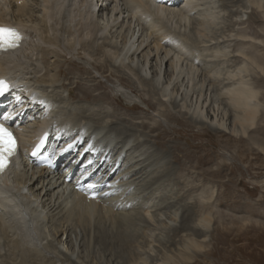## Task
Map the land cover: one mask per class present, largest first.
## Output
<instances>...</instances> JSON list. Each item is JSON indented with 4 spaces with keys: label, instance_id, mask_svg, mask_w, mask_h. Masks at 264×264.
Returning a JSON list of instances; mask_svg holds the SVG:
<instances>
[{
    "label": "bare ground",
    "instance_id": "obj_1",
    "mask_svg": "<svg viewBox=\"0 0 264 264\" xmlns=\"http://www.w3.org/2000/svg\"><path fill=\"white\" fill-rule=\"evenodd\" d=\"M218 4L219 0H0V25L19 27L26 35L16 54H0V77L13 82L5 109H12L11 121L22 141L14 160L18 163L0 176V264H88V257L74 260L76 252L99 245L127 252L125 264H180L184 253L202 252L211 228L206 216L189 226L192 233L181 248L180 241L174 250L165 244L154 255L156 243L165 242V230L175 227L180 235L179 214L176 210L168 218L170 205L161 195L163 171L154 175L156 163L144 157L142 144L130 130L105 122L113 118L111 124L120 125L123 117L103 110L99 101L107 94L94 95L96 77L76 61L91 65L101 78L104 67L133 76L138 86L131 77L110 76V94L119 99L112 106L123 100L126 111L140 112L134 104L153 109L180 97V110L195 122L246 136L262 106L255 85L264 81V62L252 48L264 50V31L259 30L262 38L247 32L244 9L249 7L244 4L234 20L237 29L224 37H209L207 25H215L222 13ZM247 4L264 19L261 0ZM232 43L237 46L233 51ZM230 58L237 64L229 66ZM78 70L90 84L78 81ZM64 72L67 78L62 79ZM73 80L77 82L72 88ZM149 80L162 97L156 106L139 97V87ZM215 85L219 94L212 98ZM76 98L84 103H73ZM220 99L235 113L229 124ZM158 118L164 117L155 111L150 120L155 125ZM136 125L150 129L144 120ZM44 133L50 136L45 151L54 161L53 171L37 169L28 159ZM77 184L85 185L86 191H78ZM155 185L160 186L153 189ZM196 229L203 232L201 241Z\"/></svg>",
    "mask_w": 264,
    "mask_h": 264
},
{
    "label": "rangeland",
    "instance_id": "obj_2",
    "mask_svg": "<svg viewBox=\"0 0 264 264\" xmlns=\"http://www.w3.org/2000/svg\"><path fill=\"white\" fill-rule=\"evenodd\" d=\"M247 1L249 0H219L221 17L214 21L215 25L213 21L207 25L210 31L209 37H224L234 28L237 29L238 26L234 20L242 8H246L245 5L249 8L244 9L248 13L244 27L249 34L251 33L250 35L259 37L261 35L259 30L264 31V19L260 14L262 12L253 5L249 6ZM261 1L264 3V0ZM260 37L262 38V35ZM231 45L232 51L237 48L236 43ZM252 49H254L253 54L260 55L264 62V50ZM229 61V66L237 64L235 58H230ZM76 63L88 69L93 73V77H96L93 84L98 87L94 95L103 96L104 92L107 94V98L103 96V100L99 101L103 110L108 108L112 110L111 112L117 113V117L119 114L123 117L120 125L114 123L112 125L113 118L105 122L113 128L130 130L134 134V139H139L138 142L142 144L139 150L146 152L144 157L148 156L154 161V165L156 163L154 175L160 170L163 171L164 183L161 186V195L170 205L167 212L168 218H171V213L176 210L179 214L177 227L180 226V235L174 233L175 227L165 230L163 233L165 242H162L163 245L156 243L154 255H158L165 244L167 249L174 250L176 243L180 241L181 248L187 234L192 233L187 230L189 226L206 216L205 218L211 221V228L207 233L208 242L203 244L202 252L194 254L186 252L184 257L180 256V264H264V81L255 85L261 91L259 101L262 104L256 124L247 129L246 136H236L195 122L188 114L180 110V97L174 104L167 103L163 107L157 106L153 109L142 103L134 104L140 112L126 111L129 107L123 100L120 106H112L111 103H117L119 99L110 94L111 85L107 81H112V76L126 79L133 76L128 71L119 70L118 73H114L112 68L104 67L105 69L101 71L106 78L104 79L101 78L100 73L94 72L91 65L83 64L80 60ZM220 69L225 68L220 67ZM154 72L153 69L151 73ZM78 73L80 78L78 81L87 82L85 73L79 70ZM65 77L67 78V72L63 73L62 79ZM131 78L130 81L138 86L137 81ZM70 82L73 84L72 88L76 86L74 83L77 82L76 80ZM87 84L90 83L87 82ZM125 84L130 87L128 82ZM142 88L140 86L138 89L142 100L154 102L156 106L162 99L151 80ZM219 88L218 85L214 86L212 98L216 93L219 94ZM78 102L84 103L79 99L74 100L73 103ZM221 102L224 110L227 111L229 124L233 121L235 113L225 101ZM155 111L161 113L164 118L163 120L158 118V123L154 125L150 119ZM143 120L149 124L150 129L136 125ZM120 134H117L118 138H121ZM156 186L160 185L152 188ZM141 232L142 230L139 231L140 234ZM201 233L203 232L200 229L196 233V238L200 241L204 238ZM83 250L76 252L74 260L79 256L88 257L85 259L88 264H125L128 256L127 252H123L117 246L112 252L110 248L106 249L101 245L94 246L82 254ZM149 263L153 264L152 260Z\"/></svg>",
    "mask_w": 264,
    "mask_h": 264
},
{
    "label": "snow or ice",
    "instance_id": "obj_3",
    "mask_svg": "<svg viewBox=\"0 0 264 264\" xmlns=\"http://www.w3.org/2000/svg\"><path fill=\"white\" fill-rule=\"evenodd\" d=\"M22 39L23 37L16 29L0 27V52L16 49ZM8 88L7 82L0 79V96L4 95ZM4 119L7 120L9 117L6 116ZM15 152L16 141L12 132L4 124L0 123V172L7 167L8 160ZM88 187L94 188L96 186L89 184Z\"/></svg>",
    "mask_w": 264,
    "mask_h": 264
}]
</instances>
